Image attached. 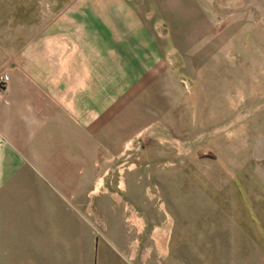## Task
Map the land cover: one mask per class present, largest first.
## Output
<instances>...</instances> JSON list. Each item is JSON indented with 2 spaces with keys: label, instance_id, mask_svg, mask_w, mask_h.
Wrapping results in <instances>:
<instances>
[{
  "label": "rangeland",
  "instance_id": "obj_1",
  "mask_svg": "<svg viewBox=\"0 0 264 264\" xmlns=\"http://www.w3.org/2000/svg\"><path fill=\"white\" fill-rule=\"evenodd\" d=\"M142 2L0 0V96L35 109L40 163L100 239L146 264H264V0H201L219 54L201 75Z\"/></svg>",
  "mask_w": 264,
  "mask_h": 264
},
{
  "label": "crops",
  "instance_id": "obj_2",
  "mask_svg": "<svg viewBox=\"0 0 264 264\" xmlns=\"http://www.w3.org/2000/svg\"><path fill=\"white\" fill-rule=\"evenodd\" d=\"M142 1L144 14L133 16L146 19V33L161 28L163 43L171 44L165 49H197L200 75L218 59L201 0H135ZM20 94L8 90L0 96L7 99L0 101V264H146L148 256L131 237L100 239L89 204L75 201L67 174L42 167L39 120Z\"/></svg>",
  "mask_w": 264,
  "mask_h": 264
},
{
  "label": "bare ground",
  "instance_id": "obj_3",
  "mask_svg": "<svg viewBox=\"0 0 264 264\" xmlns=\"http://www.w3.org/2000/svg\"><path fill=\"white\" fill-rule=\"evenodd\" d=\"M262 142H264V141H262ZM260 172H261V173H262V175L264 176V171H263V170H261Z\"/></svg>",
  "mask_w": 264,
  "mask_h": 264
}]
</instances>
